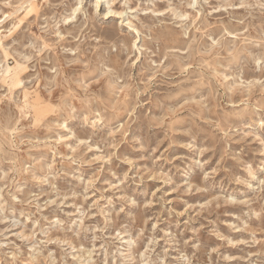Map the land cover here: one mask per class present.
<instances>
[{
  "label": "rangeland",
  "instance_id": "obj_1",
  "mask_svg": "<svg viewBox=\"0 0 264 264\" xmlns=\"http://www.w3.org/2000/svg\"><path fill=\"white\" fill-rule=\"evenodd\" d=\"M26 4L0 264H264V0Z\"/></svg>",
  "mask_w": 264,
  "mask_h": 264
},
{
  "label": "bare ground",
  "instance_id": "obj_2",
  "mask_svg": "<svg viewBox=\"0 0 264 264\" xmlns=\"http://www.w3.org/2000/svg\"><path fill=\"white\" fill-rule=\"evenodd\" d=\"M27 4L26 5H22V7H24L25 10H27V13L31 12V11H35V13L37 12V7L39 6V2H41V4H48L50 2V0H26ZM77 10V8L73 9L72 10V15L75 13V11ZM110 10L108 9L107 12L104 13V15H107V13L109 12ZM14 13L17 12V10L13 11ZM11 14H3V18L1 19L0 18V28L2 26V23L5 22V20L7 18L10 17ZM71 18V15H68L65 19H70ZM20 20L21 19H17L12 25H13V28L18 25L20 23ZM6 30H3V29H0V48H1V51L3 53V55L5 57L8 56V49L7 47H5L3 45V42H2V39L4 38V32ZM173 41L175 40L174 38L172 39ZM172 41V42H173ZM23 60H26L28 59V57H24L22 56ZM6 59V58H5ZM22 63H19L17 62L15 64V66H13L12 68H10L8 65H4L0 63V82L5 85L8 89V91L11 93L12 92V89H15L16 86L22 84V80L19 76V71H20V67H21ZM5 87V88H6ZM5 92V90H4ZM1 95H4V94H1ZM28 96V92L24 91L23 92V97L24 99L27 98ZM1 100V98H0ZM15 129V128H14Z\"/></svg>",
  "mask_w": 264,
  "mask_h": 264
}]
</instances>
